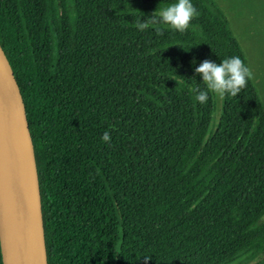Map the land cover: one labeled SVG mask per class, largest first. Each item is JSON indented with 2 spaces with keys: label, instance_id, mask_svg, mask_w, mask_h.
<instances>
[{
  "label": "trees",
  "instance_id": "trees-1",
  "mask_svg": "<svg viewBox=\"0 0 264 264\" xmlns=\"http://www.w3.org/2000/svg\"><path fill=\"white\" fill-rule=\"evenodd\" d=\"M175 2L0 0L48 264H259L264 99L251 79L236 97L195 100V67L248 57L217 0H191L200 15L183 33L136 28Z\"/></svg>",
  "mask_w": 264,
  "mask_h": 264
},
{
  "label": "water",
  "instance_id": "water-1",
  "mask_svg": "<svg viewBox=\"0 0 264 264\" xmlns=\"http://www.w3.org/2000/svg\"><path fill=\"white\" fill-rule=\"evenodd\" d=\"M0 245L3 264H48L33 137L20 85L1 42Z\"/></svg>",
  "mask_w": 264,
  "mask_h": 264
},
{
  "label": "clouds",
  "instance_id": "clouds-1",
  "mask_svg": "<svg viewBox=\"0 0 264 264\" xmlns=\"http://www.w3.org/2000/svg\"><path fill=\"white\" fill-rule=\"evenodd\" d=\"M199 15V11L191 0H177V2L166 7H158L147 20L135 21V26L139 31H145L149 27L156 26L157 35H162L163 29L157 26L162 24L183 33L189 29L191 21ZM192 63H196L195 59ZM195 73L202 74V82L206 86L205 89L199 87L190 89L195 100L201 104L207 103L209 93L219 97L225 95L236 97L247 86L248 81L254 78V73L240 56L225 58L220 63L205 59L198 67H195ZM101 139L106 143H110V132L105 131ZM150 258V256H144L145 262Z\"/></svg>",
  "mask_w": 264,
  "mask_h": 264
},
{
  "label": "rangeland",
  "instance_id": "rangeland-1",
  "mask_svg": "<svg viewBox=\"0 0 264 264\" xmlns=\"http://www.w3.org/2000/svg\"><path fill=\"white\" fill-rule=\"evenodd\" d=\"M217 1L226 9L231 25L242 41L253 79L264 99V0ZM252 262L264 263V250Z\"/></svg>",
  "mask_w": 264,
  "mask_h": 264
}]
</instances>
